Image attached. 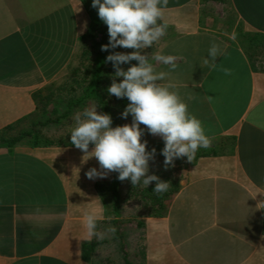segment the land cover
<instances>
[{
    "label": "crops",
    "instance_id": "1",
    "mask_svg": "<svg viewBox=\"0 0 264 264\" xmlns=\"http://www.w3.org/2000/svg\"><path fill=\"white\" fill-rule=\"evenodd\" d=\"M163 22L166 35L142 54L178 58L175 70L152 63L169 72L164 83L176 85L211 146L165 169L164 141L141 125L146 150L156 149L148 174L170 182L159 202L155 182L119 181L114 196L118 173L88 179L98 161L84 162L68 137L48 146L0 139V264H264V0H169ZM90 24L84 0H0V132L29 129L35 96L63 84L69 65L92 61L93 41L82 40ZM212 42L226 53L215 68L202 63ZM81 76H73L74 96ZM93 105L102 112L90 97L43 133L73 127L74 115ZM131 122L130 114L124 124ZM87 214L104 239L88 236Z\"/></svg>",
    "mask_w": 264,
    "mask_h": 264
},
{
    "label": "clouds",
    "instance_id": "2",
    "mask_svg": "<svg viewBox=\"0 0 264 264\" xmlns=\"http://www.w3.org/2000/svg\"><path fill=\"white\" fill-rule=\"evenodd\" d=\"M169 0H92V7L98 10L100 20L107 25L109 42L101 46V51L115 50L118 47L133 49L129 53L113 51L106 57L115 69L112 83L107 88L110 96L127 98L128 104L122 118L131 114V124L112 127V117L97 111L98 105L84 108L74 117L71 128V144L81 150L83 161L95 157L99 169L90 168L88 179L105 178L109 173H118L120 181L130 180L133 187H148L155 182L153 192L163 194L168 191L170 182L163 181L155 174L149 175V161L156 156V149H147V141H142L145 129L164 141L161 154L164 167H174L175 159L187 157L193 161L200 148L207 149L211 140L206 135L201 121L188 110L187 103L176 91V85L166 81L169 72L156 71L152 61L177 68L173 55L159 53L142 54L166 35L168 25L163 22L164 8ZM235 39V34L232 35ZM226 53L215 42L208 50V58L203 65L215 68V60ZM137 61L125 70L121 65ZM225 75L232 70L222 69ZM117 78H122L117 82ZM191 99V97H189ZM145 126V129L141 128ZM93 145L91 151L89 146ZM87 157V159H84ZM85 228L89 237L102 240L105 233L97 231V217L85 216ZM115 233V227L108 229Z\"/></svg>",
    "mask_w": 264,
    "mask_h": 264
},
{
    "label": "trees",
    "instance_id": "3",
    "mask_svg": "<svg viewBox=\"0 0 264 264\" xmlns=\"http://www.w3.org/2000/svg\"><path fill=\"white\" fill-rule=\"evenodd\" d=\"M84 1L91 16V24L88 32L82 36V40L86 42L88 40L93 41V45L91 46L92 61L80 66L69 65L66 70V81L63 84H50L46 88V93L35 96L37 107L35 116L38 119L31 122L29 129L18 130L12 133L11 130L15 127L13 125L6 127L0 132V139L9 147H12L24 138L33 146L60 144L62 142L61 138L55 139L47 136L43 133V127L50 124H57L63 119H68L72 115L73 107L90 97L98 101L103 113H107L112 117V127L124 125V118L117 112V105L126 107L129 103L127 98H110L107 92V88L111 84L109 75L111 74L113 76L114 71H112V63H105V60L109 54L116 50L109 49L107 52L101 51V46L109 42L107 25L100 20L98 10L92 7V0ZM83 51L85 56L89 55L90 50L87 43L83 47ZM78 73H81L82 76L77 82V87L82 90V94L80 96H74L75 87L73 86V76ZM62 91H66L64 96L61 94ZM61 107L64 108V111L60 110ZM67 140L71 143V136ZM119 181L116 177L112 184L114 196H117L116 187ZM100 187L98 185V188ZM152 189L153 187L147 190ZM162 199L163 194L156 195L157 201L161 202Z\"/></svg>",
    "mask_w": 264,
    "mask_h": 264
},
{
    "label": "rangeland",
    "instance_id": "4",
    "mask_svg": "<svg viewBox=\"0 0 264 264\" xmlns=\"http://www.w3.org/2000/svg\"><path fill=\"white\" fill-rule=\"evenodd\" d=\"M71 128H72V123L67 125L66 128H63V129L61 128L59 130L55 129L54 126L50 127L47 129V132H48V134H50V136H54L53 138H55V137L67 138V137H69Z\"/></svg>",
    "mask_w": 264,
    "mask_h": 264
}]
</instances>
